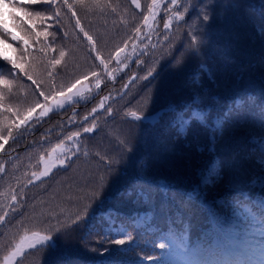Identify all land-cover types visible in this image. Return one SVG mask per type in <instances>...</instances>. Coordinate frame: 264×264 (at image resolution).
<instances>
[{"label": "trees", "instance_id": "obj_1", "mask_svg": "<svg viewBox=\"0 0 264 264\" xmlns=\"http://www.w3.org/2000/svg\"><path fill=\"white\" fill-rule=\"evenodd\" d=\"M107 2L111 7L103 11L97 9L85 12L77 9V16L85 31L93 36L103 58L108 59L117 47H123L124 42H128L127 48L121 54V64L116 65L115 61H112L109 65V71L117 68L113 74L115 79L108 77L103 67L98 66L99 62L94 59L96 53L91 52V45L83 37V33L75 28V19L67 9H62L60 24L49 28V36H41V43L33 46L38 49L44 44L50 45L45 54L33 51L41 77L46 81L45 88L49 83L45 65L54 57L58 58L59 51L63 49L68 55L60 65L52 69L55 83L59 86L85 73L96 71L101 73V89L87 102L50 113L33 129L25 132L24 138L15 143L9 141L4 151L0 152V163L5 165V171L0 173V193L4 194L0 196V214L10 201L12 189H15L17 195L15 211L9 210L4 222L0 223V264H3V256L19 242L22 234L45 232L56 223L54 217L70 222V218L89 203L99 177L105 176L109 180L106 192L125 187L139 174L135 166L138 161L146 164L144 175L154 186H159L163 181L171 192L178 194L175 201L169 200V208L173 219L176 218L175 213L180 212L191 225L193 241L200 237L202 229L208 227L209 207L217 216L228 217L233 211L229 201L237 197V193H247L253 200L264 201V188L247 187V181L253 176L264 175L258 162L264 158V152H261L259 144L252 142L253 135L264 136L260 129V125L264 123V113L260 111V108L264 107V38L257 35L244 11L249 5L264 7V0H239L240 8H229L223 19L218 13L224 6V0H215L214 14L204 27L202 19L195 14L201 4L198 0H193L195 7L185 16V20L179 22V26L174 22L172 28L167 31L168 40L164 39L166 30L163 28L166 19L164 4L168 0H164L158 9L156 21L148 26L142 23V13L147 14V5L151 0H138L141 4L139 9L131 0ZM186 2L187 0H181L182 4ZM13 15L21 17L22 13L10 5L0 6V20H3L12 32L21 35L18 29L12 27ZM237 17L240 19L237 20ZM229 23L232 24L231 28ZM56 27L60 29L58 33ZM136 27H140L139 33L135 31ZM37 30H42L39 21ZM189 32L198 36L204 32L209 34V46L204 50L206 55L201 59L208 60L216 67V82L213 84L206 77L203 80L204 85L214 95L224 100L247 97L249 94L257 97V105L245 109L247 123L225 133L223 140L217 145L216 156L222 161L220 176L212 185L207 186L202 184L199 170L206 169L214 157L207 151L197 152L194 144L187 146V142L192 140L191 135L186 141L176 138L175 132L166 130L165 127L149 130L147 125L137 123L125 115L131 111L143 113L146 109L153 112L168 104L180 107L191 99L187 81L196 71L200 59H189L183 66H174L168 55L169 41L171 47L176 49L190 44ZM8 54L12 55L10 49ZM225 60L230 62L225 64ZM3 71L7 74V67ZM22 82L28 91V100H35L36 97L32 95L34 86H31L30 81ZM85 84L93 85L95 81H86ZM105 94L110 98L104 106H110L113 115L109 117L104 109L90 115L92 109L97 108L100 97ZM149 98L150 103L146 104ZM85 116H88L87 122L83 120ZM93 116L95 131L83 133L81 124L90 127ZM76 131H80L81 136L75 139L73 147L78 145L79 150L68 167L55 169L48 177L29 183L32 172H39L41 168L40 154L46 153L60 140H65L66 145H70L71 141H67V136ZM198 134L200 142L207 145V133L198 130ZM125 139L130 141L132 146V151L127 156L122 151L121 143ZM241 149L251 153V158L241 159L238 164L230 165L228 161L232 154ZM105 159H111L113 169L117 170L110 178ZM117 160L121 162L117 164ZM126 162L130 166L124 174H119L120 169H125ZM197 188L200 195L195 196L185 207L184 202L188 194ZM160 202L161 197L157 194L158 209ZM121 211L126 217L132 215L129 208H123ZM235 211L241 216L244 214L242 206ZM156 223L167 227L164 213L158 211ZM129 231L136 236L144 253L150 254L151 249L145 248V244L153 241L155 237L140 235L132 228H129ZM81 234L82 229L71 232L59 241V248L54 252L29 249L14 264H71L72 261L94 264V254L90 253L80 240ZM251 239H254V236H250L249 241H252ZM215 252V249L211 250L210 258L221 259ZM249 256L256 259L258 252Z\"/></svg>", "mask_w": 264, "mask_h": 264}, {"label": "snow or ice", "instance_id": "obj_2", "mask_svg": "<svg viewBox=\"0 0 264 264\" xmlns=\"http://www.w3.org/2000/svg\"><path fill=\"white\" fill-rule=\"evenodd\" d=\"M163 2L164 0H151L147 5V14L142 13L143 25L148 26L149 20L156 21L159 14L157 10L161 8ZM198 2L201 6L195 14L202 19V27H204L214 14L215 0H198ZM131 3L137 9L141 8L138 0H131ZM4 5H10L22 13L21 17L15 15L12 17V27L22 34H15L3 20H0V152L4 151L9 141L15 143L18 139L24 138V133L42 122L49 113L67 110L68 107L86 101L88 98L86 94H91L92 91L91 87L85 84L86 81H95L94 87L101 89V73L96 71L85 73L59 86L55 83L52 69L60 65L68 55L63 49L59 51L58 58L54 57L48 61L50 68L45 65L49 83L47 88L44 87L46 81L41 77L37 57L33 55V51L45 54L50 45L44 44L38 49H34L33 46L41 43V36L46 38L49 36V28L60 24L62 9H67L71 13V17L75 19V28L83 33V37L91 45V52L96 53L94 59L99 62L98 66L103 67L108 77L115 79L113 74L117 68L109 71V65L112 61H115L116 65L121 64V54L128 45L125 41L123 47H117L108 59H105L100 55L93 36L89 35L81 25L77 9L85 12L97 9L103 11L111 7L107 0H0V6ZM37 5L39 7H36ZM194 7L193 0H187L183 4L181 0H168L164 4L165 40L169 39L167 31L172 28L173 23L176 22L179 26V22L184 21L185 16ZM229 8L239 9V0H224V6L218 16L223 19ZM112 10L115 11L114 8ZM244 11L255 27L257 35L264 38V7L257 8L255 5H249ZM239 19L237 17V20ZM37 21L40 22L41 31L37 30ZM231 27L232 24L229 23V28ZM59 31V27H56V32ZM135 31L139 33L140 27H136ZM189 35L191 36L190 44L179 49L172 48L169 41L168 55L174 66H183L189 59H200L196 71L187 81L191 99L180 107L168 104L153 112L146 109L143 113L131 111L125 115L137 123L147 125L149 130L165 127L166 130L174 131L176 138L186 141L191 135L192 140L187 142V146L191 147L194 144L197 152L207 151L214 157L206 169L199 170L201 182L207 186L212 185L220 176L222 161L216 156L217 145L223 140L225 133L232 132L247 123L245 109L256 106L257 97L249 94L247 97L224 100L214 95L204 85L203 80L206 77L214 84L216 67L208 60L201 59L206 55L204 50L209 46L207 38L209 34L204 32L198 36L189 32ZM64 36H67L66 32ZM9 49L12 55L8 54ZM53 51L55 52L56 49ZM229 62L225 60V64ZM5 67H7V74L3 71ZM149 75L151 76L152 73L150 72ZM22 81H30L31 86H34L32 95L36 97L35 100H28V91ZM107 99L109 97L102 98L99 108L104 109L111 117L113 109L110 106L105 108L103 102ZM12 100L17 102L9 103ZM149 103L150 98L146 101V104ZM97 111V108H93L90 115ZM260 111L264 113V107H261ZM83 120L87 122L88 116H85ZM81 128L83 133L94 132L96 129L95 116H93L90 127L82 123ZM260 129L264 132V123L260 125ZM198 130L207 133V145L200 142ZM80 136V131L72 132L67 136V141H73ZM44 139L46 140V137ZM252 142L259 144L261 152H264V136L253 135ZM121 143L122 151L127 156L132 151L131 143L127 139ZM78 150L77 145L75 151ZM75 151L66 145L65 140H60L46 153L40 154L39 161L42 164V170L32 172V178L39 180L49 175L52 168L66 164L71 158L69 153L74 155ZM251 155L243 149L238 150L232 154L228 163L236 165L241 159H250ZM120 162V160L116 161L117 164ZM258 162L261 170L264 171V158L259 159ZM105 163L110 178L117 170L113 169L111 159H105ZM128 166L130 164L126 162L125 169H120L119 174H124ZM135 166L139 173L136 178L114 192H106L109 180L105 176L99 177L96 182L97 186L92 190L89 203L81 211L76 212L70 218V222L54 217L56 223L45 232L25 233L20 237L19 243H16L3 256V264H11L14 257L23 253L25 245L36 251L54 252L59 248V241L77 229H82L80 240L83 241L87 250L94 254V264H264V201L253 200L247 193H237V197L229 201L233 211L228 217L217 216L215 211L209 207L208 227L202 229L200 237L193 241L191 225L180 212H176V218L173 219V213L169 208V200L175 201L178 194L171 192L163 181L159 186H154L144 175L146 164L143 161L136 162ZM4 171L5 165L0 163V173ZM28 182L32 183L33 180L30 179ZM247 187L264 188V175L253 176L247 181ZM11 192L10 201L4 212L0 214V223L4 222L9 210L15 211L17 195L15 189ZM157 194L161 197L159 209L156 203ZM3 195L0 193V196ZM197 195H200L199 188L188 194L184 202L185 207ZM241 206L243 216L235 211ZM123 208L131 209L132 215L126 217L121 211ZM141 209L147 210L141 211ZM158 211L166 216L167 227L156 223ZM177 225H182V227H177ZM129 228L134 229L140 235L155 237L153 241L145 244V248L151 249L150 254L144 253V249H141L140 243ZM250 236L259 237L255 241L258 247L253 250V255L258 252L256 259H252L239 247V242ZM93 238H95L94 243ZM138 249L140 251H137ZM212 249L216 250L217 257L222 252L229 251L246 256L247 259H212L210 258ZM71 264H79V261H72Z\"/></svg>", "mask_w": 264, "mask_h": 264}, {"label": "rangeland", "instance_id": "obj_3", "mask_svg": "<svg viewBox=\"0 0 264 264\" xmlns=\"http://www.w3.org/2000/svg\"><path fill=\"white\" fill-rule=\"evenodd\" d=\"M157 11H159V10H157ZM158 13H159V12H158ZM158 15H159V14H158ZM157 17H158V16H157ZM152 22H154V21L149 20L148 25H149V24H152ZM86 85L89 86V87H91L92 91H91V94H86V95L88 96V98H87L86 101H82V103H83V102H87V101H89L90 99H92L94 96H96V94H97L98 91H99V89H96V88L94 87V84H93V85L86 84ZM104 97H109V95H108V94H105V95H103V96L100 97L99 103H98V105H97V109H98V110H100L99 105H100V103H101L102 98H104ZM109 98H110V97H109ZM107 100H108V99H107ZM107 100H104L103 102L106 103ZM57 111H58V110H57ZM49 114H50V113H49ZM74 143H75V139H74L73 141H71V143H70V145H68V147H72V148L74 149V151H75V148L73 147V144H74ZM76 155H77V152H76V151H75V154H74V155H73L72 153H69V156L71 157L70 160H69L66 164H64L63 166H57V167L52 168L51 171H50V173H52V171H54L55 169H62V168L65 169V168H67L69 162H70L71 160H73V158H74ZM40 167H41V168H40L39 172L42 170V164H41ZM50 173H49V175H50ZM49 175H47V176H43V177H41L39 180H34L33 178H32V180H33V182H38V181H40V180H42V179L48 177ZM20 234H21V233H20ZM20 234H19V235H20ZM28 234H30V233H28ZM22 235H24V234H22ZM22 235H21V236H22ZM21 236H20V237H21ZM18 243H19V242H18ZM29 249H30V248H28V247L25 245L24 250H23V253H25V252H26L27 250H29ZM23 253H22V254H23ZM22 254L17 255L16 257H14L13 260H12V262H11V264H14V262H15L18 258H20V257L22 256Z\"/></svg>", "mask_w": 264, "mask_h": 264}]
</instances>
